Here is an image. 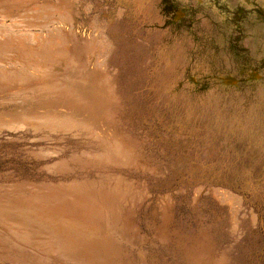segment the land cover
I'll list each match as a JSON object with an SVG mask.
<instances>
[{
  "label": "rangeland",
  "instance_id": "374dc122",
  "mask_svg": "<svg viewBox=\"0 0 264 264\" xmlns=\"http://www.w3.org/2000/svg\"><path fill=\"white\" fill-rule=\"evenodd\" d=\"M144 2L148 16L134 12L119 28L132 39L121 42L115 62L126 104L122 125L143 140L149 168V176L124 173L149 196L132 223L143 236L133 242L154 259L181 264L157 242L192 243L200 236L213 259L264 264V0ZM237 9L244 10L238 24ZM3 145L1 186L16 178L58 181L22 154L21 144ZM221 193L232 199L221 200ZM6 197L0 191V200ZM0 264L27 263L9 249Z\"/></svg>",
  "mask_w": 264,
  "mask_h": 264
},
{
  "label": "bare ground",
  "instance_id": "6f19581e",
  "mask_svg": "<svg viewBox=\"0 0 264 264\" xmlns=\"http://www.w3.org/2000/svg\"><path fill=\"white\" fill-rule=\"evenodd\" d=\"M118 1L0 0V146L21 144L22 154L58 180L0 185L7 194L1 255L16 251L27 264L167 263L133 242L143 236L132 223L149 196L124 173L149 176V168L143 140L122 125L126 104L115 65L121 42L132 39L119 28L134 12L148 16L149 4L125 0L132 8L124 9ZM224 194L221 200L232 199ZM167 239L157 244L181 264H227L209 255L200 236Z\"/></svg>",
  "mask_w": 264,
  "mask_h": 264
},
{
  "label": "flooded vegetation",
  "instance_id": "af4514ba",
  "mask_svg": "<svg viewBox=\"0 0 264 264\" xmlns=\"http://www.w3.org/2000/svg\"><path fill=\"white\" fill-rule=\"evenodd\" d=\"M243 13H244V10L243 9H237V11L235 12L234 14V21L238 24V19L242 18L243 16Z\"/></svg>",
  "mask_w": 264,
  "mask_h": 264
}]
</instances>
